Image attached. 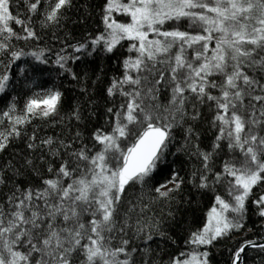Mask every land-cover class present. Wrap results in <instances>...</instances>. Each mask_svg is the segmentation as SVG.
Here are the masks:
<instances>
[{
	"label": "snow or ice",
	"instance_id": "snow-or-ice-1",
	"mask_svg": "<svg viewBox=\"0 0 264 264\" xmlns=\"http://www.w3.org/2000/svg\"><path fill=\"white\" fill-rule=\"evenodd\" d=\"M23 4L28 15L21 18L19 12L14 15L11 11V0H0V53L10 56L12 62L25 55L13 48V39L39 38L33 16H42V27H58L72 0H51L43 13L42 0H23ZM103 12L105 32L68 47L91 56L97 46L112 53L122 40L134 42L128 51L136 56L124 60L123 77L113 80L106 90L108 96L118 92L125 97L119 109L107 110L114 117L110 132L97 129L91 149H76L73 142L64 140L54 144L52 137L40 139L35 131L26 136L24 125L60 116L63 93L59 90L30 97L21 114H16L14 103L0 112V124L7 121L0 131V153L13 140H25L27 149L41 150L38 159L48 163L47 172L52 174L51 178L40 176L38 185L17 182L7 192L0 190V264H130L136 248L129 251V239L122 238L120 246L113 243L117 232L126 235L127 221L120 215L123 198L128 188L146 185L164 171L157 168L165 159L173 128L188 119L197 120L201 115L197 105L215 109L212 123L218 134L213 151L198 148L195 153L200 168L193 172L198 180L193 186L209 189L211 181L223 186L230 199L215 196L207 222L187 243L208 246L242 230L247 202L254 189L264 186V0H106ZM114 13L129 17L130 22H118ZM181 21L193 32L164 28L169 22ZM11 24L19 25L21 32ZM149 33L162 39H149ZM213 41L215 46L210 49ZM194 45L200 47L187 56V49ZM29 54L45 62L43 51ZM56 55L55 63L79 80L66 64L80 56ZM165 63L167 67H158ZM8 81L6 72L0 74V93L5 92ZM165 84L171 93L167 105L158 102L160 86ZM80 91L87 95V86ZM71 117L82 119L79 106ZM192 134L189 125L186 135ZM124 141H132L126 149ZM225 146L239 154L214 170L215 150ZM45 147L53 160H47ZM21 156L18 165L9 168L6 164L0 171L38 174L37 157ZM56 157L61 163L53 167ZM170 171L171 179L155 188L159 198L171 199L170 194L184 183L178 172ZM10 179L5 171L0 185L7 187ZM129 203L126 215L130 216L136 205ZM251 203L264 218V194ZM249 247L264 251V242L245 240L232 253L231 264H240L241 254ZM121 256L126 258L119 259ZM180 256L185 258H173L170 264H209L208 251Z\"/></svg>",
	"mask_w": 264,
	"mask_h": 264
},
{
	"label": "trees",
	"instance_id": "trees-1",
	"mask_svg": "<svg viewBox=\"0 0 264 264\" xmlns=\"http://www.w3.org/2000/svg\"><path fill=\"white\" fill-rule=\"evenodd\" d=\"M42 2L44 7L40 8L41 13L47 10L51 0H42ZM105 3L106 0H72V6L65 11L58 27H42L40 23L42 16L34 15V30L39 38L11 41L13 48L17 51L22 50L25 55L12 62L10 56L0 53V74L6 72L9 75L8 86L4 93H0V112L7 110L9 105L14 103L16 114H21L30 97L43 95L49 90H59L63 93V108L60 116L48 122L36 119L31 124L24 125L26 136H31L35 131L40 139L52 137L54 144L64 140L73 142V147L76 149L84 146L91 149L94 145L91 137L97 129L111 131L114 117L107 110L109 107L119 109L125 97L119 95L118 92L113 96H108L106 90L113 80L123 77L124 60L136 56L135 52L128 51L129 46L134 42L122 40L112 53H107L103 51L102 46H97L91 56L86 53H76L68 47L105 32L103 23ZM11 11L14 15L19 12L21 18L28 15L23 0H11ZM113 18L118 20L121 14L114 13ZM11 26L15 31L21 32L19 25L11 24ZM164 28L166 30L180 28L182 31L193 32V29L187 26L186 21H181L179 24L169 22ZM214 46V41L209 43L210 49ZM199 47L200 45H194L193 48H188L185 54L191 57L194 55V50ZM89 50H91V45H89ZM40 51L44 52V63L37 61L29 54ZM57 53L70 57L80 56L79 60L69 59L66 64L67 68L80 77L79 80L73 79L72 73L65 71L55 63ZM208 55H211V52ZM158 67H167V63L158 65ZM85 85L88 89L87 95H83L80 91ZM213 94H217L216 90H213ZM170 95V89L166 84L160 86L158 102L167 105ZM77 106H79L82 117L79 121L71 117L73 109ZM197 108L201 113L197 120L188 119L186 123L180 122L173 128L172 141L165 152V159L157 168L158 172L160 169L164 171L146 185L137 184L128 188L127 196L123 198L120 215L122 221H127L126 235L117 232L113 243L120 246L122 238L129 239V251L136 248V251L131 253L130 264H170L173 258H185L180 256L181 253L186 256L193 251H208L209 264H231L232 253L241 243L245 240L264 237V218L256 214L255 205L251 203L259 195L264 194V186H260L254 189V194L247 202V212L243 219L245 226L242 230L234 231L228 237L208 246L187 243L191 234L204 226L207 212L215 203V196L221 195L230 199L223 186L213 184L211 181L209 189H198L193 186L194 182H198L193 178V172L200 168V161L195 153L198 148L204 152L213 151V141L218 134L217 127L212 123L215 109H210L207 104L197 105ZM192 111L189 104L188 112ZM189 125L193 127L191 136L186 135ZM6 126L7 121L5 120L3 124H0V131H3ZM77 132L80 133L79 139L76 138ZM131 142H123L125 149L130 146ZM221 143L226 145V141ZM98 147L97 145L96 148ZM43 151L48 161L54 159L47 152L46 147ZM60 151L64 150L60 149ZM215 152L214 170H219L223 161L239 154L238 152L233 153L226 146L223 150L216 149ZM21 154L37 157L35 163L40 168L39 173L23 176L17 175L14 170L0 171V176H3L6 171L7 176L12 178L8 180L7 187L0 185V190L7 192V188L13 187L17 182L22 185L28 183L38 185L40 176L51 178L52 174L47 172L48 163L38 159L41 150L37 149L33 152L27 149L26 141L21 139L13 140L10 146L0 153V168L6 164L9 168L18 165L22 158ZM64 159H68L67 155ZM59 163L61 159L56 157L53 167H57ZM170 169L178 172L184 183L179 190L170 194L171 199L159 198L155 188L171 179ZM168 187L172 185L169 184ZM130 201L136 207L129 216L126 212L131 207ZM145 205H147L146 208ZM148 236L152 239L149 240ZM125 258L124 256L119 257V259ZM241 264H264V251L258 248L246 249Z\"/></svg>",
	"mask_w": 264,
	"mask_h": 264
},
{
	"label": "rangeland",
	"instance_id": "rangeland-1",
	"mask_svg": "<svg viewBox=\"0 0 264 264\" xmlns=\"http://www.w3.org/2000/svg\"><path fill=\"white\" fill-rule=\"evenodd\" d=\"M118 22H123V23H128V22H130V18L129 17H127V16H124V15H121V18H118V20H117ZM156 38H160V37H156V36H154V34H152V33H149V39H156ZM211 210V208L208 210V212H207V215H206V222H207V216H208V213H209V211ZM205 222V223H206Z\"/></svg>",
	"mask_w": 264,
	"mask_h": 264
},
{
	"label": "water",
	"instance_id": "water-1",
	"mask_svg": "<svg viewBox=\"0 0 264 264\" xmlns=\"http://www.w3.org/2000/svg\"><path fill=\"white\" fill-rule=\"evenodd\" d=\"M255 241H257V243L264 242V237H263V238H260V239H255ZM249 248H251V247H249ZM247 249H248V248H247ZM243 254H244V253L241 254V260H242ZM240 264H241V261H240Z\"/></svg>",
	"mask_w": 264,
	"mask_h": 264
}]
</instances>
